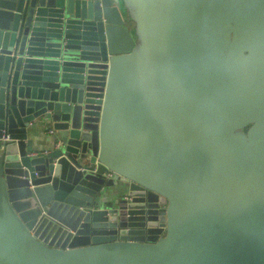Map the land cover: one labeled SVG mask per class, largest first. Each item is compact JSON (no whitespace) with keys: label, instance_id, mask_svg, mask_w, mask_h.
<instances>
[{"label":"water","instance_id":"1","mask_svg":"<svg viewBox=\"0 0 264 264\" xmlns=\"http://www.w3.org/2000/svg\"><path fill=\"white\" fill-rule=\"evenodd\" d=\"M0 264H264V0H0Z\"/></svg>","mask_w":264,"mask_h":264},{"label":"flooded vegetation","instance_id":"2","mask_svg":"<svg viewBox=\"0 0 264 264\" xmlns=\"http://www.w3.org/2000/svg\"><path fill=\"white\" fill-rule=\"evenodd\" d=\"M246 129H247V128H246ZM246 129H245V130H246Z\"/></svg>","mask_w":264,"mask_h":264}]
</instances>
